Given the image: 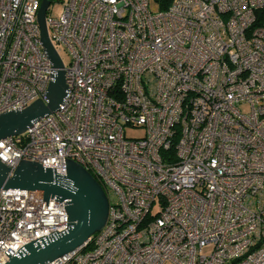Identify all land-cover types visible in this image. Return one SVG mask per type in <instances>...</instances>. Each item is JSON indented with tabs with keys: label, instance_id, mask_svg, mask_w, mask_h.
Returning a JSON list of instances; mask_svg holds the SVG:
<instances>
[{
	"label": "built area",
	"instance_id": "built-area-1",
	"mask_svg": "<svg viewBox=\"0 0 264 264\" xmlns=\"http://www.w3.org/2000/svg\"><path fill=\"white\" fill-rule=\"evenodd\" d=\"M152 1L47 9L49 40L71 58L65 98L0 140V163L63 179L71 161L105 191L103 228L47 264H264V0H170L156 13ZM41 3L0 0V116L47 103ZM68 227L65 201L0 189V264Z\"/></svg>",
	"mask_w": 264,
	"mask_h": 264
},
{
	"label": "water",
	"instance_id": "water-1",
	"mask_svg": "<svg viewBox=\"0 0 264 264\" xmlns=\"http://www.w3.org/2000/svg\"><path fill=\"white\" fill-rule=\"evenodd\" d=\"M48 0H42L37 14L41 44L56 73L49 84L46 99L33 102L23 110L0 116V140L21 135L33 122L56 112L65 98L64 64L51 44L45 24ZM10 170L0 163V189L25 190L43 195L45 200L56 198L66 202L69 227L66 232L41 245L27 244L23 253L5 264H47L81 247L106 223L109 203L101 185L78 164L68 161L65 178L60 179L50 169L32 162H21Z\"/></svg>",
	"mask_w": 264,
	"mask_h": 264
},
{
	"label": "rangeland",
	"instance_id": "rangeland-1",
	"mask_svg": "<svg viewBox=\"0 0 264 264\" xmlns=\"http://www.w3.org/2000/svg\"><path fill=\"white\" fill-rule=\"evenodd\" d=\"M53 1L54 2L50 5V7L48 9V15H51L54 18H58V17H60L61 13L63 12L64 3L67 0H53ZM150 10L153 13H156L159 10L158 5L154 1H152L150 3ZM58 53H59V56H60L63 64L65 66H68L70 61H71L70 56L61 49L60 50L58 49ZM141 134H142V132L139 129L127 130V135L129 137H139V136H141ZM167 264H170V263H167Z\"/></svg>",
	"mask_w": 264,
	"mask_h": 264
},
{
	"label": "trees",
	"instance_id": "trees-1",
	"mask_svg": "<svg viewBox=\"0 0 264 264\" xmlns=\"http://www.w3.org/2000/svg\"><path fill=\"white\" fill-rule=\"evenodd\" d=\"M167 1V3H164L163 4V2H164V0H163V2L161 3L159 0H156V3L158 4V8L160 9V10H163L164 8H166V6H167V4L169 3V1L170 0H166ZM91 249V244H89L85 249H84V251H87V250H90Z\"/></svg>",
	"mask_w": 264,
	"mask_h": 264
}]
</instances>
